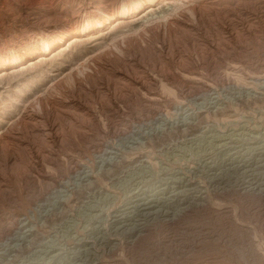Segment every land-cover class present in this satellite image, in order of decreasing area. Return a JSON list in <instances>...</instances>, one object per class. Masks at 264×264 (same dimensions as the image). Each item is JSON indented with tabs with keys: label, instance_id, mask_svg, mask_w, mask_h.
<instances>
[{
	"label": "rangeland",
	"instance_id": "rangeland-1",
	"mask_svg": "<svg viewBox=\"0 0 264 264\" xmlns=\"http://www.w3.org/2000/svg\"><path fill=\"white\" fill-rule=\"evenodd\" d=\"M262 160L264 0H0V264H264Z\"/></svg>",
	"mask_w": 264,
	"mask_h": 264
},
{
	"label": "bare ground",
	"instance_id": "bare-ground-1",
	"mask_svg": "<svg viewBox=\"0 0 264 264\" xmlns=\"http://www.w3.org/2000/svg\"><path fill=\"white\" fill-rule=\"evenodd\" d=\"M130 9H131V8H130ZM134 9H135V8H134ZM153 11H154V10H152V11H150V12H153ZM130 12H131V11H130ZM133 12H134V11H133ZM148 14H150V13L148 12ZM123 20H124V19H123ZM91 23H92V22H91ZM122 23H123V21H118V23H116V25L119 26V25H121ZM96 24H97V23H96ZM130 24H131V23H130ZM89 25H90V24H89ZM91 25H93V24H91ZM122 25H123V24H122ZM80 27H81V26H80ZM114 27H116V26H114ZM114 27H113V28H114ZM116 28H117V27H116ZM70 31H71V33H69ZM73 31H74V30L66 31V32H65V33H67L66 36H68V34L70 35V34L75 33V32L82 33V29H80V28H79V30H77V31H75V32H73ZM83 31H84V30H83ZM85 31H86V30H85ZM61 36H63V34H62ZM61 36H57V37L60 38ZM61 38H62V37H61ZM49 41H50V40H49ZM53 41H54V40H53ZM78 41H79V40L75 41V42H76V45H78V44H77ZM80 41H81V40H80ZM80 41H79V42H80ZM75 42H74V43H75ZM80 44H81V42H80ZM51 45H53V43L47 46V50L50 49V48L52 47ZM76 45H75V46H76ZM124 117H125V116H124ZM35 125H36V124H35ZM192 128H193V127H192ZM125 130H126V129H125ZM121 134H122V133H121ZM124 135H125V133H124ZM118 136H119V135H118ZM50 137H51V136H50ZM103 148H104V147H103ZM101 150H102V149H101ZM105 150H106V149H105ZM104 152H105V151H104ZM104 152H103V153H104ZM262 162H263V163H261V162L259 163V162H258V163L256 164V165H258V167H255V168L257 169V171H258L259 169H260V170H263V169H264V160H262ZM248 165H249V164H248ZM248 170H249V169H248ZM215 175H216V174H215ZM215 175H214V176H215ZM261 184H262V183H261ZM261 184H258V183H257V185H261ZM255 185H256V184H255ZM257 185H256V187H257ZM256 187H255V188H256ZM259 188H260V187H259ZM175 190H176V189H175ZM189 190H191V189H189ZM174 192H175V191H174ZM190 192H191V191H190ZM193 192H194V190H193ZM200 192H201V191H200ZM183 193H184V192H183ZM171 196H172V195H171ZM198 197H199V195H198ZM198 197L196 198V200H197V199H198V200L201 199V197H199V198H198ZM170 199H171V198H170ZM167 200H168V199H167ZM169 201H170V200H169ZM171 201H172V200H171ZM148 202H149V201H148ZM158 203H159V202H158ZM168 203H169V202H168ZM143 206H144L143 211H147L148 213H150L151 210L153 211L154 208H155V204H154V206H150L149 203H148V204H145V205H143ZM143 206H142V207H143ZM133 211H134V210H133ZM135 215H136V214H135ZM119 216H120V215H119ZM114 217H116V216H114ZM130 220H131V219H130ZM117 221H118V220H117ZM131 226H132V225H131Z\"/></svg>",
	"mask_w": 264,
	"mask_h": 264
}]
</instances>
